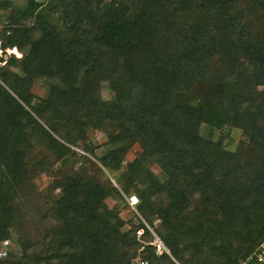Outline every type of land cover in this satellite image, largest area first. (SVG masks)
Instances as JSON below:
<instances>
[{
  "label": "trees",
  "instance_id": "1",
  "mask_svg": "<svg viewBox=\"0 0 264 264\" xmlns=\"http://www.w3.org/2000/svg\"><path fill=\"white\" fill-rule=\"evenodd\" d=\"M6 10L0 48L21 57L0 67V243L14 237L23 252L0 264H175L149 229L179 214L219 242L220 264L259 251L264 0H0ZM35 86L47 95L34 105ZM105 125L97 157L88 136ZM125 142L140 147L131 161ZM76 150L113 177L111 191L135 197L138 216L108 208ZM41 175L57 195L35 192Z\"/></svg>",
  "mask_w": 264,
  "mask_h": 264
},
{
  "label": "rangeland",
  "instance_id": "2",
  "mask_svg": "<svg viewBox=\"0 0 264 264\" xmlns=\"http://www.w3.org/2000/svg\"><path fill=\"white\" fill-rule=\"evenodd\" d=\"M16 6H25L28 0H10ZM43 1V0H39ZM10 14V10L0 11V29L5 26L6 19ZM11 57L15 59H19L21 54L15 49H4L0 48V67L5 66L14 69L13 62L10 60ZM31 93L35 95V99L33 104L35 105L39 100L44 99L47 95L45 89L41 86H35L31 89ZM102 99L109 100L112 98V92L109 90L101 91ZM113 131V127L111 125H105L103 129L99 131H94L89 134V140L92 143L100 145L99 148L95 151V155L100 157L107 150L105 143L107 142V135ZM220 131L211 132L208 129H202L201 135L210 138L214 141H217L220 137ZM239 134L235 133L231 138L227 140H223V145L227 147V149H232L235 146L236 141L238 140ZM102 145V146H101ZM122 149L126 150V161H131L140 153V147L138 145L130 146L128 142L122 143ZM79 155L83 152L76 150ZM43 152H37L32 160H37ZM95 156V157H96ZM79 157V156H77ZM86 157V161H82L83 165L86 168L84 172L86 175H93L95 180L104 187L107 191H109V195L106 198V204L108 208L112 209L113 207L117 208L120 212V217L125 221H131L138 216L136 212V207L130 206L129 199L127 196L122 195L119 197L110 189H119L115 180L111 175H109L105 170L100 167V164L91 157L90 155H84ZM92 163H95L100 167V171H97ZM58 167L57 164L54 165ZM80 167V164L74 165V169ZM102 169V170H101ZM151 169L157 171L155 166H152ZM88 170V171H87ZM61 172V171H60ZM62 173V172H61ZM60 173V174H61ZM54 178L47 176H39L33 180V186L35 192L40 197H46L49 195L55 196L58 191L54 190ZM135 198V197H134ZM200 206L197 207L200 210ZM179 217H183L184 215L179 214L175 215L172 221L167 222L166 224H161L160 221L156 220L154 223V229L158 231V234L154 233V230L149 229L151 234L153 235V240L151 245L155 247V253L158 255L162 252L166 253L170 256L172 261L175 264H220L222 259L221 252L223 251L219 242L213 239L208 234L203 233L198 227L191 226L187 224L185 220H181ZM186 223V225H185ZM139 235V234H138ZM168 245L175 246L176 255L172 254L171 251L167 247ZM21 246L14 240L12 237L9 241L0 243V254H20L22 253Z\"/></svg>",
  "mask_w": 264,
  "mask_h": 264
},
{
  "label": "built area",
  "instance_id": "3",
  "mask_svg": "<svg viewBox=\"0 0 264 264\" xmlns=\"http://www.w3.org/2000/svg\"><path fill=\"white\" fill-rule=\"evenodd\" d=\"M137 200L134 197L129 198L130 206L136 205ZM240 264H264V241L262 242L258 252L254 256L248 258Z\"/></svg>",
  "mask_w": 264,
  "mask_h": 264
},
{
  "label": "water",
  "instance_id": "4",
  "mask_svg": "<svg viewBox=\"0 0 264 264\" xmlns=\"http://www.w3.org/2000/svg\"><path fill=\"white\" fill-rule=\"evenodd\" d=\"M10 1V0H9Z\"/></svg>",
  "mask_w": 264,
  "mask_h": 264
}]
</instances>
